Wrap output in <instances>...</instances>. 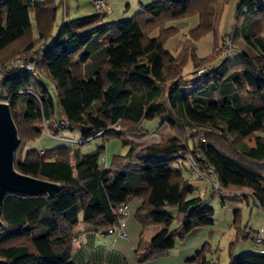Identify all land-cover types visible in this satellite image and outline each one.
I'll list each match as a JSON object with an SVG mask.
<instances>
[{
  "label": "trees",
  "instance_id": "16d2710c",
  "mask_svg": "<svg viewBox=\"0 0 264 264\" xmlns=\"http://www.w3.org/2000/svg\"><path fill=\"white\" fill-rule=\"evenodd\" d=\"M216 1L156 0L141 4L130 18L102 25L106 13L97 11L63 20L51 36L54 0H0V55L18 54L35 67L26 74L15 57L0 61V100L8 103L19 138L13 165L23 174L58 184L52 195L4 196L0 264H73L79 224L109 234L108 229L117 227V206H127L133 197L140 201L134 214L141 228L133 250L137 263L172 249L191 229L212 225L213 209L204 198L188 197L193 188L183 175L185 159L171 157L178 152L211 167L223 188L251 189L264 206V137L258 135L264 132V5L241 0L236 18L246 13L249 21L240 32L230 33L243 38L240 59L224 67L214 61L215 55L192 83L183 80L187 62L181 49L175 54L165 50L163 34L171 28L174 35L178 32L177 25L167 26L173 20L198 18L179 41L193 42L211 31ZM31 16L38 28L43 25L37 35L42 47L31 36ZM162 21L164 33L146 31ZM105 35L104 45L97 42ZM12 48L16 50L10 52ZM45 78L53 84V96ZM62 118L67 125L61 128ZM153 118L167 125L170 139H145L150 133L140 123ZM44 125L53 136L63 129L77 131L82 143L41 148V154L31 144ZM97 137L101 141L93 150H81ZM111 137L120 138L128 150L114 154L108 166L104 150ZM249 139L255 140L253 147L244 144ZM166 206L177 207V226L163 227L147 239L145 229L168 223ZM238 215L235 211L234 223ZM239 237L249 234L239 230ZM258 247L264 250L263 243ZM226 264H264V252L230 253Z\"/></svg>",
  "mask_w": 264,
  "mask_h": 264
},
{
  "label": "rangeland",
  "instance_id": "374dc122",
  "mask_svg": "<svg viewBox=\"0 0 264 264\" xmlns=\"http://www.w3.org/2000/svg\"><path fill=\"white\" fill-rule=\"evenodd\" d=\"M123 1L125 5H118L117 2L111 3L110 0H104V4L102 5V7L99 8V10H94L95 8L93 6L92 0L91 1L90 0H67L66 4L68 6V15L66 16L64 15L65 13L64 1L55 0L58 8L56 11L55 20L53 21L54 26L51 28L50 34L51 36H54L57 34L59 26L61 22L63 21V19L70 20L75 17H83L87 14L97 13V11H100L103 9L105 10V13L107 15L103 17V21L101 22L100 25L115 23L116 21H119L120 19L130 18L135 12H137L140 8L138 4L139 2H141L144 5L146 3L156 1V0H123ZM258 1H260L264 5V0H258ZM240 2L241 0H217L213 6V20H212L213 26H212L211 31L203 35L200 39L194 40L193 42H187V41L183 42L179 40H181L182 38H185L188 35V32L197 25L198 18L196 14L193 16H187L185 18L176 19V20H173L172 22L167 23V26L177 25L178 32L174 35L173 34L174 28H171V31L169 33L163 34L164 36L166 35L165 50H167L168 52L172 54H175L177 53L179 49H181L180 55L181 56L184 55L186 57L187 64L183 68V80L184 81L192 83L198 78L197 74L201 73L200 75H203L204 71L206 70V67L210 64L211 60L215 58V55L217 56L214 61H216L217 64H222L224 67L240 59V49L239 48L241 46V42L243 38L240 35L233 37L230 34L232 31L240 32L242 28L249 21L248 15L246 13L241 14L238 19L236 18V11L238 9V6L240 5ZM127 5H129V7H127ZM33 19H34L33 16H31V21H33ZM163 22L164 21H162L161 23H157L156 25H152L150 31H149L150 27L146 28V31L150 33H157L158 31H160L161 33H164V31H162ZM35 25H36L35 27L30 29L31 36L36 42L35 46L42 47L43 41L41 39H38L37 35H38V30L40 29L44 30V28H42L43 25L41 26V28H38L37 23ZM51 38H49L48 41L51 42L52 41ZM107 39H108V36L105 35L100 40L103 41ZM100 40L98 39L97 42H101ZM15 50H16L15 48H12L9 51L12 52ZM14 57L16 58L15 65L17 66V62H18L17 58H19L18 54H13V53L10 54L7 52L3 53L0 55V61L1 60H5V61L11 60L12 61ZM17 68L20 69L21 72L26 73V74L35 72V67L32 70L34 72L25 70V67H22L23 69L20 67H17ZM44 83L47 86L46 88L48 92L53 96L54 88H53L52 82H50L49 79L45 78ZM186 90L188 91L189 94L192 93L191 87ZM0 101H3V100H0ZM161 126L162 124L156 118L143 119L140 123V127L146 132H149L150 133L149 135L156 133L159 135V137H161V139H164L163 136L168 134V128L164 127L161 129ZM59 133L60 134L62 133L63 136L65 135L67 139H70L69 140L70 142H72L71 140H77L80 137L77 131H72L69 129H63ZM186 133H187L186 137L190 138L191 134L188 132ZM42 134L48 137L50 135L44 131ZM262 135L264 136V132H262ZM148 136H146L145 139H148L147 138ZM100 141H101L100 137L92 138L90 142L82 144L80 148L84 152L91 151L94 149L96 144L100 143ZM197 144L199 143L197 142ZM31 147L37 149L38 140H36L35 142H32ZM127 150H128V147L122 144V141L120 138L111 137L107 139L105 142L104 155L107 154L108 166L114 154L124 155ZM176 154L175 156H172V157L185 159V156L190 155V154H186L182 152H178ZM181 155H185V156L182 157ZM190 157L192 156L190 155ZM178 161L181 162V160H178ZM186 164L188 165V163H185V166L187 167ZM176 165H177L176 163L173 164L174 167ZM184 173L187 174L186 170L184 171ZM189 184L193 186L195 185L197 187V190L200 191L201 195L203 194L202 198H204L205 205L207 207L212 208L214 211L213 219H215L216 223L218 220L224 221L225 217L223 215V212L227 210L229 205H234L237 203L234 200L227 199L224 201V204L222 206L221 198L222 199L226 198L228 194L225 195L224 197H220L216 195L211 183L204 181L202 179H199V180L189 179ZM233 190L235 189H227L228 192H231ZM136 201L137 202L139 201L138 198L133 197L130 199V201L127 204V208H128L127 225L124 228L126 237L118 236L116 234H107L106 239L110 241L108 244L109 246H112L113 245L112 242L117 240L126 245V247H123V248H129L130 243L127 240L129 238V237L127 238V233L129 236V231L134 230L136 233L135 235V247H136L138 243L139 232L141 230L140 225H138V222L136 221L134 217ZM240 211H241L240 212L241 221L246 222L248 218V211H249L248 208H246V206H244L243 208L241 207ZM163 212L166 214V217L169 218L172 222L170 226V230L176 227L177 224H176L175 217L177 214V207L176 206H166L163 209ZM231 212L232 210L228 214H231ZM209 231H210V234L208 236V239L212 247H217V250H216L217 252H215V255L217 254L218 256V264H226L228 262L229 251H231L233 255H242L245 253H249L247 252V250H249L248 246H251L252 244H254L250 242V239L241 240L242 237L237 238V240L232 243L233 238L230 235L231 230L229 232L230 234L227 233L223 236L217 235L216 231H211V229H209ZM149 232L150 230H147V231H144V234H143L144 237H146L147 239L150 237ZM118 237H121V238H118ZM178 241L179 239L177 238L176 242ZM231 243L232 245H230ZM255 250H257L256 247H255ZM129 253L132 255L133 250L130 249V252H128V254Z\"/></svg>",
  "mask_w": 264,
  "mask_h": 264
},
{
  "label": "crops",
  "instance_id": "0c3cea01",
  "mask_svg": "<svg viewBox=\"0 0 264 264\" xmlns=\"http://www.w3.org/2000/svg\"><path fill=\"white\" fill-rule=\"evenodd\" d=\"M62 1H64V5H65L64 15L67 16L68 15V6L66 4L67 0H62ZM110 2L111 3L117 2L118 5H125L123 0H110ZM54 4L56 6L55 9V16H56V11L58 7L55 0H54ZM138 4L140 6L142 3L139 2ZM127 7H129V5H127ZM63 20H67V19H63ZM35 26H36L35 21L33 20L32 28ZM53 26L54 23L52 24L51 28ZM100 41L104 45L106 40L103 41L100 40ZM164 127L168 128L166 124H163L161 126V129ZM62 133L61 134L59 133L57 136L49 135V137L44 136V134H42L38 139L37 149L55 148L60 146L69 147L70 146L69 141L65 135L64 136L62 135ZM258 135L264 137L262 133H258ZM171 137L172 134L168 129V134L164 135L163 138L170 139ZM244 144H246L249 147H253L255 145V140L254 139L245 140ZM105 159L107 164L108 161L107 154H105ZM185 163H187L186 160L183 161L184 165ZM185 170L187 174L183 172V175L188 180V185L193 188L192 193L188 197L202 198L203 194L201 195L200 191L197 190V187L195 185L193 186L189 184V179L192 180H199V179H194L192 177L188 165L187 167L185 166ZM227 199L234 200L237 203L234 205H229L227 210L223 212V215L225 217L224 221L218 220L216 223L215 219H213L214 220L213 224L210 226L191 229L188 233L185 234L182 240H179L178 242L175 241V245L172 249L162 253L158 257L146 261L143 264H207V262L212 258V256H215V260H216L215 264H218V256L217 254L215 255V252H217L216 251L217 247H212L208 239V236L210 234L209 229H211V231H216L217 235L219 236H223L227 233L230 234L229 232L231 230L230 235L233 238L232 243L237 240V232H239V230L240 231L244 230V233L249 234V237H247L246 239L241 238V240L250 239V242L252 243H253L252 240L253 236L256 233H260L264 245V206L263 207L260 206L258 201L252 195L251 189L247 187H242L231 191V195L228 194L226 198L223 199L221 198L222 206L224 204V201ZM139 202L140 201L138 202L136 201L135 209L139 205ZM244 206H246V208H248L249 210L248 218L246 222H242L240 217L241 215L240 209L241 207L243 208ZM231 210H232L231 214H228ZM235 211L236 212L238 211L239 214L237 223H234ZM167 222L168 223L165 225L158 224V225L150 226L144 231L150 230L149 236L151 237L154 233H156L158 230H160L163 227L168 226V228L170 229L172 222L170 219L167 220ZM106 235L107 234L96 232L91 228L85 227L83 224H79L71 252L72 263L73 264H140L134 260L133 254L132 255L130 253L128 254V252H130V249L134 250L135 247L136 233L134 230L129 231V236L127 233V238L129 237L127 240L130 243L129 248H123L126 247V245L117 240L112 242L113 244L112 246H109L108 244L110 241L106 239L107 238ZM125 237H126V233H125ZM232 243L230 245H232ZM255 245L256 244H252L251 246H248L249 250H247V252H259L260 247H258V245L256 246ZM255 247L257 248V250H255ZM230 253L233 255V253L229 251L228 256Z\"/></svg>",
  "mask_w": 264,
  "mask_h": 264
},
{
  "label": "water",
  "instance_id": "95a60500",
  "mask_svg": "<svg viewBox=\"0 0 264 264\" xmlns=\"http://www.w3.org/2000/svg\"><path fill=\"white\" fill-rule=\"evenodd\" d=\"M18 143L17 129L9 105L0 101V209L6 194L52 195L58 188L57 183L23 174L14 168V151Z\"/></svg>",
  "mask_w": 264,
  "mask_h": 264
},
{
  "label": "built area",
  "instance_id": "2783aa9c",
  "mask_svg": "<svg viewBox=\"0 0 264 264\" xmlns=\"http://www.w3.org/2000/svg\"><path fill=\"white\" fill-rule=\"evenodd\" d=\"M92 1H93V6H94L95 10H99V8H101L102 5L104 4V0H92ZM100 11H105V10L102 9ZM17 61H18L17 67H20V68L25 67V70L30 71V72H34V71H32L34 69V66L30 62L24 63L20 58H18ZM21 92L22 93H29L30 91L28 89H22ZM66 125H67V121L63 118L60 119L58 121V124H57V126H59L61 128L65 127ZM43 131L50 134L46 130L45 125L43 128ZM147 138H148L147 140H149L151 142H156L159 140V135L156 133H153V134L149 135ZM69 140L70 139H68V141ZM71 141L72 142L69 141L70 145H78V144L82 143V140H79V139L78 140H71ZM40 153L41 154L43 153V149H40ZM175 154H172L171 157L175 156ZM181 156L183 157L185 155H181ZM103 160H104V157H103ZM185 160L188 163L189 169L191 171V175L194 179H202L204 181L211 183V185L213 186L215 194L220 196V197H224L225 195H227V192H228L227 189L220 186L217 178L212 173L211 167L205 166V165L203 166L202 164L197 162L193 157H190V155L185 156ZM225 192H226V194H225ZM116 213L119 216V219L117 222V227L108 229L107 233H109V234L114 233L118 236H125L124 228L127 225V216H128L127 206H123V205L117 206ZM253 242L257 245H261L263 243V240H262L260 233H256L254 235ZM260 252L263 253L264 250L260 249ZM215 263H216L215 256H212V258L207 262V264H215Z\"/></svg>",
  "mask_w": 264,
  "mask_h": 264
}]
</instances>
